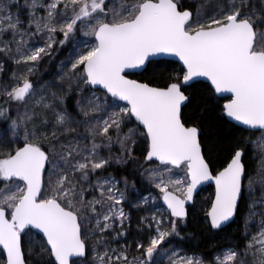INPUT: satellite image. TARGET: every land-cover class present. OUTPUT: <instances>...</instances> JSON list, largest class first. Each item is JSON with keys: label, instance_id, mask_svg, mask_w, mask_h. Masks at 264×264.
Masks as SVG:
<instances>
[{"label": "snow or ice", "instance_id": "obj_1", "mask_svg": "<svg viewBox=\"0 0 264 264\" xmlns=\"http://www.w3.org/2000/svg\"><path fill=\"white\" fill-rule=\"evenodd\" d=\"M202 82L235 130L218 168ZM131 164L135 203L107 172ZM207 182L210 229L242 219L211 259L173 243ZM0 264H264V0H0Z\"/></svg>", "mask_w": 264, "mask_h": 264}, {"label": "trees", "instance_id": "obj_2", "mask_svg": "<svg viewBox=\"0 0 264 264\" xmlns=\"http://www.w3.org/2000/svg\"><path fill=\"white\" fill-rule=\"evenodd\" d=\"M180 65L178 63H169L161 65L157 69V78L160 69L165 71L178 70ZM152 73L147 77L135 75L132 78H151ZM196 98L193 100L191 107L195 109L196 113L202 119L205 130L209 137V145L212 147L211 161L214 168H218L224 161L228 154L231 141L235 137V130L219 118L218 110L214 106L209 97V88L206 83H200L196 86ZM222 103V101H221ZM207 105V110L202 112V109ZM248 135L247 133L244 134ZM258 135V134H257ZM252 151L249 146L248 159L249 164L254 165L256 161L251 160ZM258 160V159H257ZM135 165H127L125 167H113L107 169V172H112L119 179L121 176H128L129 181H136V188L141 193H148V185L141 181L140 176L134 173ZM209 192V196L199 194L194 201V204L189 207V216L187 224L182 226L181 237L176 238L173 243L179 248L183 249L185 253L192 254L193 252L203 254L205 259H211L214 252L229 244L232 240H238L240 237V229L242 226V219L240 216L228 227L215 231L210 229L206 213L211 207V201L214 197L213 188L204 189ZM203 190V191H204ZM202 191V192H203ZM134 222H138L139 212L133 211ZM131 236L136 237V230L130 229ZM142 238V237H137Z\"/></svg>", "mask_w": 264, "mask_h": 264}, {"label": "rangeland", "instance_id": "obj_3", "mask_svg": "<svg viewBox=\"0 0 264 264\" xmlns=\"http://www.w3.org/2000/svg\"><path fill=\"white\" fill-rule=\"evenodd\" d=\"M81 38L82 39H87V38L82 37V36H81ZM70 49H71V45H68V46L63 47V48H58L57 52L54 53V56L51 59V61L48 58H45V60L42 61L41 64H40L38 74L36 76H34L33 79L34 80L35 79H40V78H42L43 80L50 79L54 74H56L58 72L60 61L64 60L68 56ZM257 159H259L258 156H257ZM130 191H131V194H132V197H133L132 202L135 203L136 199L141 194V192L137 188L134 189V190H130ZM143 194L147 195L148 193H143ZM155 194H156V192L153 191V195H155ZM202 194H205L206 196H209V192H207L206 190H204L202 192ZM126 210L130 211L131 215H132V223H131V228L130 229L136 230L137 223L134 222L133 211H136V212L138 211L139 212V216L144 215L145 212L141 211L140 209L130 208V207H127V206H126Z\"/></svg>", "mask_w": 264, "mask_h": 264}, {"label": "water", "instance_id": "obj_4", "mask_svg": "<svg viewBox=\"0 0 264 264\" xmlns=\"http://www.w3.org/2000/svg\"><path fill=\"white\" fill-rule=\"evenodd\" d=\"M170 59H172V58H170ZM203 83H204V82H203ZM206 84H207V83H206ZM209 187H212L213 190H214V193H215V186H214V183H212V182H207V183H205V184H203V185H201V186L198 187L197 193H196V195H195V199L197 198V196H198L199 194L202 193V191H203L204 189L209 188ZM213 199H214V197H213ZM192 205H193V203H192V202H189V204H188V210H189V207H191ZM235 220H236V219H235ZM235 220H234V221H235ZM234 221H233V222H234ZM233 222L229 223L227 226L223 227L222 229L228 227V226L231 225ZM220 230H221V229H220ZM215 231H219V230H215Z\"/></svg>", "mask_w": 264, "mask_h": 264}, {"label": "flooded vegetation", "instance_id": "obj_5", "mask_svg": "<svg viewBox=\"0 0 264 264\" xmlns=\"http://www.w3.org/2000/svg\"><path fill=\"white\" fill-rule=\"evenodd\" d=\"M212 188V187H211Z\"/></svg>", "mask_w": 264, "mask_h": 264}]
</instances>
